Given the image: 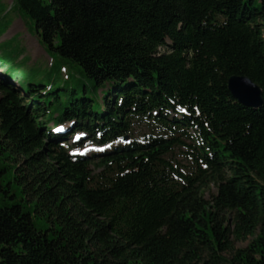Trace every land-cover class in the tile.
Listing matches in <instances>:
<instances>
[{"label": "trees", "instance_id": "1", "mask_svg": "<svg viewBox=\"0 0 264 264\" xmlns=\"http://www.w3.org/2000/svg\"><path fill=\"white\" fill-rule=\"evenodd\" d=\"M13 3L85 82L62 96L13 66L0 81V264H264V0Z\"/></svg>", "mask_w": 264, "mask_h": 264}, {"label": "rangeland", "instance_id": "2", "mask_svg": "<svg viewBox=\"0 0 264 264\" xmlns=\"http://www.w3.org/2000/svg\"><path fill=\"white\" fill-rule=\"evenodd\" d=\"M13 2L14 0H0V58L4 63L9 64L7 69L13 66L14 71L12 74L20 79H25L26 75L22 74V72H27L39 84L50 87L55 92L61 90L57 93L62 96L65 94L64 89L68 92L73 88H82L85 80L81 75L80 67L70 60L62 59L57 51L47 47L42 38V33L38 31L35 22L20 13ZM3 72L0 71V81L7 83ZM100 94L102 96V93ZM48 99L54 101L56 97L52 96ZM59 108L58 105H53L49 107V113L58 114ZM52 127V125H49L50 129ZM145 132H147V129L136 127L134 136L142 138ZM69 146H72L71 142H69ZM102 150L91 147L82 150V153L92 155ZM178 159L181 160V156ZM92 170L97 171V167H93ZM8 182L14 187L13 194L18 196V202L24 204L27 210L32 207L30 211L37 230H49L51 224L35 212V201H30L27 195L20 193L13 179L8 180ZM217 194V187L211 185L206 190L205 198L207 201H212ZM49 233L51 234V232ZM254 239L249 238L246 241H237L235 248L245 249Z\"/></svg>", "mask_w": 264, "mask_h": 264}, {"label": "water", "instance_id": "3", "mask_svg": "<svg viewBox=\"0 0 264 264\" xmlns=\"http://www.w3.org/2000/svg\"><path fill=\"white\" fill-rule=\"evenodd\" d=\"M228 87L232 96L244 106L256 109L263 105L262 90L250 78L232 76L228 81Z\"/></svg>", "mask_w": 264, "mask_h": 264}, {"label": "snow or ice", "instance_id": "4", "mask_svg": "<svg viewBox=\"0 0 264 264\" xmlns=\"http://www.w3.org/2000/svg\"><path fill=\"white\" fill-rule=\"evenodd\" d=\"M182 111H183V109H181ZM58 131H59V129H58ZM77 139H79V137H77Z\"/></svg>", "mask_w": 264, "mask_h": 264}, {"label": "bare ground", "instance_id": "5", "mask_svg": "<svg viewBox=\"0 0 264 264\" xmlns=\"http://www.w3.org/2000/svg\"><path fill=\"white\" fill-rule=\"evenodd\" d=\"M103 151V150H102Z\"/></svg>", "mask_w": 264, "mask_h": 264}]
</instances>
